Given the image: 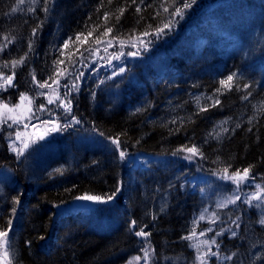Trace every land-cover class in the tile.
<instances>
[{
  "label": "trees",
  "instance_id": "trees-1",
  "mask_svg": "<svg viewBox=\"0 0 264 264\" xmlns=\"http://www.w3.org/2000/svg\"><path fill=\"white\" fill-rule=\"evenodd\" d=\"M206 1L196 0L182 19L173 18L171 31L157 36L154 29L169 18L161 5L174 11L181 0H145L140 13L135 5L128 6L130 0H54L47 13L42 10L43 0L23 4L0 0V45L13 41L0 51V72L12 75L11 63L5 68L4 62L28 53L15 69V86L0 93V100L13 105L24 93L33 101L36 122L52 120L62 126L70 116L65 118L59 101L48 103L46 93L52 89L38 85L52 84V79L70 85L83 73L79 90L67 98L81 124L47 132L44 151L34 145L37 150L20 158L9 152L0 135V230L7 228L11 198L21 195L10 241L13 264H125L143 253L144 238L135 235L141 227L151 234L153 264H191L190 241L181 237L195 228L194 221L208 202L161 165L127 166L109 137L120 136L128 156L168 155L181 145L195 144L205 157H199L200 170L213 174L231 164V173L252 165L251 180L264 187V113L259 111L264 101V0H249L238 17L232 16L234 10L223 12L217 29L215 24L199 27L202 43L183 46L173 37L195 19ZM121 7L126 8L122 15ZM105 12L110 14L107 22ZM41 21L43 27L33 37L32 29ZM107 28L112 32L101 35ZM145 31L149 35L142 36ZM77 33H82L80 41ZM69 37L68 48H62ZM141 37L146 38L144 50L135 42ZM30 40L33 51L28 48ZM109 43L107 51L100 49ZM132 52L138 54L132 56ZM110 55L123 59L125 72L114 79L103 77L104 82L94 63ZM57 60L64 63L54 66ZM58 71L70 76H57ZM231 73L237 76L228 91L219 81ZM244 84L249 88H243ZM216 99L220 104L212 106ZM41 104L46 110L40 109ZM205 107L207 111H199ZM250 116L254 117L251 122ZM222 127L229 131L221 132ZM153 176L155 180L149 181ZM117 187L121 191L101 208L67 210L54 218L58 206L86 194L106 196ZM209 208L225 229L217 237V252L232 256L222 261L216 257L211 264H264V225L258 223L262 215L253 208L222 209L215 203ZM133 219L138 226L129 231ZM231 231L237 235L231 236Z\"/></svg>",
  "mask_w": 264,
  "mask_h": 264
},
{
  "label": "snow or ice",
  "instance_id": "snow-or-ice-1",
  "mask_svg": "<svg viewBox=\"0 0 264 264\" xmlns=\"http://www.w3.org/2000/svg\"><path fill=\"white\" fill-rule=\"evenodd\" d=\"M36 0H32V3H35ZM112 0H109V3H111ZM196 2V0H181V4L180 6L176 7L174 11H169V8L165 5H161V7L163 8V11L165 12H169V18L167 20V22L163 23V26H157L154 31L157 34V36H160L162 34H165V30L171 31L172 29V25H173V18L174 17H178V18H183V16L185 15V10L190 9L192 7V5ZM24 0H20V4H23ZM44 3V8L42 9L45 13L50 11L49 8V3H54V0H43ZM145 0H140V3L137 4L136 0H130V5H135L136 7V12L140 13L142 11V5H144ZM103 5H100L97 8V11H99V8L102 7ZM17 10L16 7H14L12 9L13 12H15ZM126 8L125 7H121L119 9L120 14L122 15L125 12ZM29 12L33 11L32 8L28 9ZM109 13L105 12L104 14V19L105 22H107L108 17H109ZM159 15V14H157ZM91 18V17H90ZM120 16L116 17L117 22L119 21ZM178 22V21H177ZM43 27V21H41L40 24L37 25V27L32 29V35L33 37H36L39 33V30L42 29ZM112 29L111 28H107L105 30L104 33H102L101 35H107L108 33H111ZM92 32L90 31L88 33V36H91ZM142 36H147L149 35V32L145 31L143 33H141ZM81 36L82 33H77L76 34V40L80 41L81 40ZM14 39V38H13ZM115 39V37H114ZM72 40V37H69L68 39L64 40L63 45L61 46L64 49H67L69 46L70 41ZM87 41V37L84 38V42ZM13 41L12 40H8L7 43L0 45V51H3L5 48L8 47L9 44H11ZM97 43H100L99 40L96 41ZM110 46V45H109ZM137 45L133 44V47H136ZM140 46L142 47H147V44L141 40L140 41ZM28 48L29 51H33V42L30 40L28 43ZM105 51H107V48L104 49ZM98 51V50H97ZM92 55H95V53H91ZM132 56H136L138 53L137 52H132L129 53ZM28 53H25L24 56L20 57L19 60H12L11 62H4L3 67L7 68L9 63H11V66L13 68V74L12 75H8L7 77L4 76L3 72H0V90H6L8 87H14L15 85L13 84V79L15 76V69L18 65L23 64L25 62V59L27 57ZM61 55H63V52H61ZM111 59H120L119 55H114L110 58H108L107 62L109 63V65L111 64ZM81 63H83V55L81 54ZM64 63L63 60H57V61H53V65H57V64H62ZM73 63H75V61H73ZM95 69H93L94 71ZM125 71L124 68H120L119 72L123 73ZM57 76H70V73L68 72H61L58 71L56 73ZM118 75V73L116 71L112 72V76H116ZM83 76V73H79V75L76 76L74 81H71V84L69 85V83H65L63 85V87L66 89V91L63 93V99L60 98L59 92L56 91V89H53L54 92H56V96L55 99H49L48 103L52 104L56 101H59L58 106L63 107L64 109V113H65V118H68L70 116V122L63 124L62 126L60 124H58V122L56 121H48L46 123L51 124L52 126L46 129V132H55L57 130H64L67 128H71L74 124L75 125H79L82 123L81 119L78 118L76 115L72 114V100L67 99L68 96L70 95L71 92L78 91L79 90V84L78 81L80 80V78ZM237 76V73H231L229 74L226 78H223L219 81V84L225 88L228 91H231L233 89L234 86V81H235V77ZM50 79H52L50 77ZM109 79H111V77H109ZM33 81H36L35 75L33 74ZM56 85V88L59 89L61 87L60 84V80L59 79H52V84H49L48 81H45L43 84H39L38 87L43 89L45 87L47 88H52V85ZM236 88H239V85H235ZM243 88L248 89L249 85L248 84H244ZM221 89H216L217 93H220ZM41 95H44V93H40ZM251 92L248 93L249 96H251ZM93 96H95V93H93ZM25 94L21 93V101H23L25 99ZM199 97L196 98V102L197 104H199ZM209 99H211V97H209ZM243 99L247 100L248 96H244ZM31 103V101L29 100V104ZM220 104V100L216 99L214 101V104L212 106H216ZM256 107V106H254ZM21 108V104H16L13 105L11 108L9 107L8 103L3 102L2 100H0V124H4L7 123L8 120L12 121V124H18L21 122L22 118L24 116H31L32 114V109L31 107L28 108L27 113H19V114H15L13 115L12 113L15 112V110L20 109ZM41 110H46L45 106L43 104H41L40 106ZM137 111H139V109H137ZM199 111H207V108H200ZM259 111L261 113H264V101L260 102V106H259ZM254 119V117H249V122H251ZM173 123H175V121H173ZM222 123H227V121H224ZM9 127H12V125H9ZM32 127L35 128V125H32ZM237 128L240 127L239 124L236 125ZM177 131H179V129H177ZM229 129L222 127L221 128V132H228ZM249 131H251V128H249ZM123 135V134H121ZM220 133H216V136L219 137ZM38 139H43V135H40L37 137ZM112 145L114 146V149L116 151L119 152V159L121 161H126L128 159V154L126 153L125 150H123L122 148V141L120 139V136H115V137H109L108 138ZM16 140H21V135L19 132L16 133ZM29 147L28 142H22V146L21 147H17L15 141H10L9 142V149L13 152H15L17 154V156L19 157L20 155H22L25 151V149H27ZM185 153L184 155V159L192 161L194 160L196 157H200L201 159L205 158L204 157V153L200 150V148L193 144L192 146H186V145H181L180 147H178L174 152L173 155H177L178 153ZM217 160H219V157H217ZM232 167L231 164L226 165L223 169H218L214 172L215 175H217L220 179L222 180H228L231 181L232 183H234L237 186V189L240 188L241 185L247 184L250 179H254L250 176V170L252 169V165H249V167L244 168L242 171L240 169H236L234 172H229V169ZM171 187V186H170ZM256 192H254L253 194L249 195L245 200L244 203L252 205L254 200H262L264 199V197H262V194H264V187L261 186V184H256ZM121 191V187H117L116 190L114 192H112L109 195L106 196H97V195H83L78 197L77 199L80 200H84V201H92V202H97V203H108L110 201H112L114 199V197L117 195V193H119ZM0 192H2V189H0ZM241 197L240 195H234L229 197L224 203L219 204L218 207H226L227 204H236V202L238 200H240ZM21 204V195L18 194L16 196H13L11 198V208L9 210V218L7 220V228L0 230V241H2V243H0V264H13L15 257L12 256V250H11V243H10V238H11V233H12V229H13V223H14V218L18 212L19 206ZM256 207H260L259 204L256 205ZM205 211H207L205 209ZM215 213H213V216L215 217ZM153 219H155V216L153 217ZM204 219V215L203 213H201V215L197 218V220H203ZM216 219H219V217H216ZM197 221H194V224ZM213 223H215V220L212 221ZM258 223H260L261 225H264V216H262ZM233 224H236L237 227H239V224H237L236 221H233ZM138 226V221L133 219L130 221L129 224V231H133L136 227ZM206 231L210 232L212 231L211 228L206 229ZM225 231V229H221L220 232L216 233V236H220L223 232ZM135 235L137 237H141L144 238L145 241V247L143 249H141V251L143 252V264H148V260L151 258L152 256V249H151V244L150 241L148 240V237L151 235L149 232L145 231L143 227H141V229L139 231L135 232ZM199 236H203L205 235V232H200L198 234ZM237 235V233L235 231H231V236L235 237ZM195 236H197V233L195 231V228H193V230L186 236L181 237V239L183 240H189L191 241ZM40 239H43V237L41 236ZM26 243L30 244V241H26ZM201 245H215L217 248L220 247V245L217 243L216 237L214 236L211 240H197L196 243L194 244H190L189 247H193L196 249V261H199V264H208V257L209 256H215L218 259H224V260H231L232 256H226V257H222L220 253L218 252H213L211 247L208 248L207 252L202 251L201 250ZM235 255V253H233V256ZM142 258L138 255L136 257L133 258L134 261H140ZM133 260H130L128 262V264H133Z\"/></svg>",
  "mask_w": 264,
  "mask_h": 264
},
{
  "label": "rangeland",
  "instance_id": "rangeland-1",
  "mask_svg": "<svg viewBox=\"0 0 264 264\" xmlns=\"http://www.w3.org/2000/svg\"><path fill=\"white\" fill-rule=\"evenodd\" d=\"M247 2L249 0H207L204 4V8L198 11V13L195 15V19L190 21L185 27L184 30L180 34H176L173 39L179 41L182 43L183 46L185 44L191 45L196 43H202L204 40L201 39V31L199 30V27L206 24H215L216 29L218 27L217 21L219 20L220 16L223 12L230 10H234L232 16L238 17L239 14L242 12V8H245L247 5ZM203 6V5H202ZM216 29H212L213 32L217 31ZM143 40L146 43V38L141 37V39L135 40V42L140 46V41ZM109 45L100 46V49L104 50L105 48H109ZM142 50L144 48L140 46ZM105 51V50H104ZM159 51V50H158ZM160 54H162V51H159ZM114 55H110L108 58L112 57ZM107 59L97 58L95 60L96 65V73L100 72V76L114 79L118 76H121L124 74L119 72L120 68H124L125 66L121 64V61L123 59L120 57V59H111V64L107 62ZM139 58V57H138ZM140 59V58H139ZM164 65V64H161ZM116 71L118 75L112 76V72ZM162 72V71H160ZM104 82L105 79L103 78ZM71 81H74L72 79ZM81 80L78 81V84ZM64 85V84H63ZM61 85L59 89L56 88V85L52 87L49 92L46 93V97L49 100L55 99L56 92L53 91V89H56L57 92H59L60 97H62L61 93L63 91H66V89ZM9 89L11 87H8ZM8 88L6 90H8ZM5 90H0V93H2ZM62 91V92H61ZM75 91V90H74ZM73 91V92H74ZM44 96V95H43ZM26 98L21 101V97L19 98V102L14 103L21 104V108L15 110L13 115L19 114V113H27V110L29 107L32 109L31 116H24L20 123L18 124H12L11 120H8L6 124H0V135L2 142L6 143L8 145L9 152L17 156V154L9 149V142L15 141L17 147L22 146V142H28L29 147L25 149L24 153L19 156L23 157L26 152L30 154V152H33V150L39 149L40 152L44 151L45 141H46V134L45 130L48 127L49 123L48 120L46 121H35L36 115V109L33 106V101L29 96H25ZM45 97V98H46ZM29 100L31 103L29 104ZM6 103V102H5ZM11 108L13 105L8 104ZM47 119H50L49 116H47ZM52 121V120H50ZM62 122V121H61ZM70 122V119L68 120ZM66 122V123H68ZM4 125V129L1 131L2 126ZM9 125H12V127H9ZM32 125H35V128L32 127ZM11 128V129H10ZM19 132L21 135V140H16V133ZM43 135V139H38L37 137ZM87 140H90V137H87ZM37 149H36V147ZM39 153V152H37ZM185 153L181 152L177 155L168 154V155H152L149 153H136L135 155L128 156V159L125 161L127 166H132V168H145L151 166H158L161 165L165 169H168L172 171V176L176 178L177 180L184 181V185L187 186L189 189H194L197 192L200 193L202 197L206 199L208 204L204 208V210L201 212L204 215L203 220H196L195 223V231L197 233V236H195L191 241L190 244H194L197 242V240H211L214 236H216L217 232H220L221 229H223L222 223H219L216 217L213 216V213L210 210L209 206L211 204H216L218 206L219 204L224 203L229 197L234 195H240L241 199L236 202V204H227L226 207H237L241 209H252L256 212H259L262 216H264V199L262 200H254L252 205L244 203V200L254 192H256V187L254 182L250 179V181L247 184L241 185L239 189H237V186L228 180H222L217 175L213 174H207L203 170H200L198 167V161L200 160L199 157H196L194 160L189 161L184 159ZM190 166L192 168L190 169ZM1 176V172H0ZM149 181L155 180V176L148 178ZM1 181V179H0ZM154 182V181H153ZM262 197H264V194H262ZM113 201V200H112ZM110 201V202H112ZM108 202V203H110ZM107 203H97L92 201H84L80 199H75L71 202V204L67 205H61L56 207L55 211V218L61 213L63 210H71L72 207L74 209L81 208L84 209L86 212H91L92 210L101 208L102 206H105ZM259 204L260 207H256V205ZM225 208V207H223ZM222 208V209H223ZM205 209L207 211H205ZM201 215V214H200ZM215 220V223L212 221ZM211 228L212 231L208 232L206 229ZM200 230V231H198ZM200 232H205V235L199 236L198 234ZM11 241V238H10ZM189 242V240H188ZM2 243V241H0ZM11 243V242H10ZM218 243V242H217ZM201 250L207 252L208 248L211 247L213 252H217V247L215 245H201ZM2 250V249H0ZM11 250L12 249V243H11ZM192 253H193V259L191 264H199V261H196V249L191 247ZM136 257V256H134ZM134 257L129 258L130 260H133ZM140 257L142 258L140 261H134L133 264H143V253L140 254ZM215 256H209L208 257V264H211L212 261L215 259ZM154 256L152 251V256L148 260V264L154 263ZM222 261V259H220ZM128 261V262H129ZM126 262L125 264H128Z\"/></svg>",
  "mask_w": 264,
  "mask_h": 264
}]
</instances>
